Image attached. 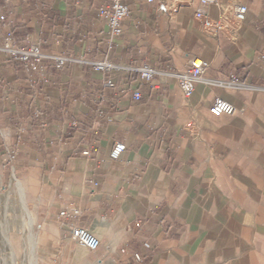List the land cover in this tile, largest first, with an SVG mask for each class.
I'll use <instances>...</instances> for the list:
<instances>
[{
  "label": "crops",
  "instance_id": "obj_1",
  "mask_svg": "<svg viewBox=\"0 0 264 264\" xmlns=\"http://www.w3.org/2000/svg\"><path fill=\"white\" fill-rule=\"evenodd\" d=\"M103 1L0 0V187L23 179L36 217L57 223L61 249L45 264H264V0H125L114 40ZM239 4L249 11L234 32L198 16L231 19ZM11 30L17 45L69 59L28 71L1 48ZM192 57L214 81L186 93L178 73ZM104 58L134 69H96ZM233 75L242 83L221 82ZM217 97L236 112L214 115ZM74 224L100 247L73 243Z\"/></svg>",
  "mask_w": 264,
  "mask_h": 264
},
{
  "label": "built area",
  "instance_id": "obj_2",
  "mask_svg": "<svg viewBox=\"0 0 264 264\" xmlns=\"http://www.w3.org/2000/svg\"><path fill=\"white\" fill-rule=\"evenodd\" d=\"M154 1L155 0H146L147 3H152ZM201 2L202 5L205 6L211 3H216L218 0H201ZM248 11V5L239 4L234 8L233 17L231 19H214L203 11H199L198 16L203 20L205 27L213 33H217L219 31L234 32L236 27L246 19ZM130 14L129 5L125 0H104L98 10V18L100 21L109 26L112 40L122 35L124 31V22ZM2 18L6 19L7 16L4 15ZM1 48L9 52L15 60L25 63L28 71L41 69L42 62L47 58L54 59L55 65L58 68H63L69 59V56L65 53L53 55L44 51L43 47L38 43H31L28 47L17 45L14 41V32L12 30L8 33V36ZM93 65L98 70L108 72H114L121 69H134L119 63H114L107 58L93 60ZM207 65V62L203 58L192 57L188 63L186 71L178 73L179 83L186 93H190L192 91L193 81H214V79L207 77L205 74ZM136 69L139 71L142 79L154 86V77L157 70L152 65L144 63ZM221 82L230 86H237L242 83L235 75L231 76L229 80H223ZM114 85L115 83L111 78L105 79V87H114ZM134 97L137 99L141 98V92L136 91L134 93ZM210 110L214 115L222 116L233 115L237 109L232 102L224 98L217 97ZM126 148L127 146L124 142H116L110 153L111 158L114 160L121 158ZM83 153L89 155L90 151L86 150ZM67 212L68 211H62L61 216H65ZM72 213L74 215H79V210L74 208ZM70 239L88 251H94L101 245V239L99 237L93 234L90 230L75 224L71 225ZM136 257L141 260L140 255L137 254Z\"/></svg>",
  "mask_w": 264,
  "mask_h": 264
},
{
  "label": "rangeland",
  "instance_id": "obj_3",
  "mask_svg": "<svg viewBox=\"0 0 264 264\" xmlns=\"http://www.w3.org/2000/svg\"><path fill=\"white\" fill-rule=\"evenodd\" d=\"M171 1H174L175 6L178 8L186 0ZM16 178L13 179L10 186L0 187V264H13L11 247L7 240L8 237L14 241L17 252V264H31L34 257L37 258L39 264H45L53 258L54 254L59 253L55 248H58V250L61 249V246L55 247L61 240L59 239L58 225L54 221L44 222L36 217L37 202L30 197L29 188L24 185L23 179ZM21 186L24 188L25 199L37 221L31 230L36 240L35 245L37 249L31 254L26 243V233H24L23 225L25 218L21 203ZM73 243L87 252L81 245L74 241Z\"/></svg>",
  "mask_w": 264,
  "mask_h": 264
},
{
  "label": "bare ground",
  "instance_id": "obj_4",
  "mask_svg": "<svg viewBox=\"0 0 264 264\" xmlns=\"http://www.w3.org/2000/svg\"><path fill=\"white\" fill-rule=\"evenodd\" d=\"M20 194H21L22 210L24 212L23 214H24V218H25L24 225H23L24 226V233H26V238H27L26 243L28 245V250L30 251V254H31V253H34L35 250L37 249V246L35 245V242H36L35 237L32 234L33 232H31L32 227H34L36 225L37 221H36L34 215L32 214V211H31L29 204L27 203V201L25 199L24 188L22 186L20 187ZM7 240H8L10 247H11L12 262H13V264H17L18 263L17 262V252L15 250L14 241H12L10 237H8ZM28 254H29V252H28ZM31 264H39V261L37 260L36 257H34L32 259Z\"/></svg>",
  "mask_w": 264,
  "mask_h": 264
}]
</instances>
